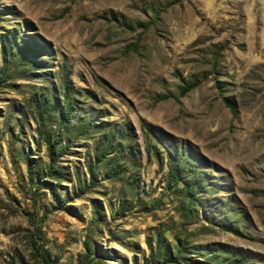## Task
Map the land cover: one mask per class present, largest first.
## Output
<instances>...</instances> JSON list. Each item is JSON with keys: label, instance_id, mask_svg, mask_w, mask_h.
Segmentation results:
<instances>
[{"label": "rangeland", "instance_id": "rangeland-1", "mask_svg": "<svg viewBox=\"0 0 264 264\" xmlns=\"http://www.w3.org/2000/svg\"><path fill=\"white\" fill-rule=\"evenodd\" d=\"M0 264H264V0H0Z\"/></svg>", "mask_w": 264, "mask_h": 264}, {"label": "trees", "instance_id": "trees-1", "mask_svg": "<svg viewBox=\"0 0 264 264\" xmlns=\"http://www.w3.org/2000/svg\"><path fill=\"white\" fill-rule=\"evenodd\" d=\"M194 85H195V84H189V85H187L186 87H183V88L181 89V91H180V94H183V93H185L186 91H188L189 89L193 88ZM175 99H177V98H175Z\"/></svg>", "mask_w": 264, "mask_h": 264}]
</instances>
